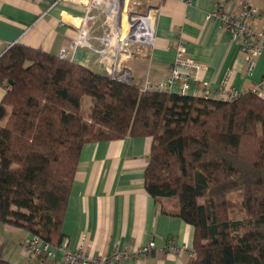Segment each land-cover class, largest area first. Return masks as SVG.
<instances>
[{
  "label": "trees",
  "instance_id": "16d2710c",
  "mask_svg": "<svg viewBox=\"0 0 264 264\" xmlns=\"http://www.w3.org/2000/svg\"><path fill=\"white\" fill-rule=\"evenodd\" d=\"M0 83V223L60 245L83 145L150 137L144 188L193 227L188 264H264V96L142 90L19 43Z\"/></svg>",
  "mask_w": 264,
  "mask_h": 264
},
{
  "label": "crops",
  "instance_id": "0c3cea01",
  "mask_svg": "<svg viewBox=\"0 0 264 264\" xmlns=\"http://www.w3.org/2000/svg\"><path fill=\"white\" fill-rule=\"evenodd\" d=\"M52 1L0 0V55L14 43L55 55L65 47L68 57L72 56L69 59L109 76L114 45L103 38V33L111 25V18L96 7L88 10L78 0H59L54 4ZM136 1H140L139 12L152 11L154 41L146 56L120 59L121 66L129 69L132 83L164 80L175 60L178 40L185 42L186 57L200 65L189 69L193 81L184 94L202 96L204 90H209L213 98H218L228 69L231 70L229 85L242 92L251 91L255 83L264 80V50L254 58L249 74L240 38H232L219 19L208 15L217 2L231 8L239 0ZM248 1L262 11L253 20V28H264V0ZM81 19L88 27L91 46L72 51L70 42L79 33ZM178 87L174 85V89ZM5 90L6 86L0 83V100ZM150 146V137H125L83 145L61 226L62 244L68 250L109 255L119 249L137 251L154 240L155 247L149 254L136 253L107 264H188L193 254V227L162 212V205L168 204V200L161 203L144 188ZM1 224L0 255L11 264H65L59 250L52 258L28 254L23 240L29 233ZM168 238H173L183 249L159 252L157 247L163 246Z\"/></svg>",
  "mask_w": 264,
  "mask_h": 264
},
{
  "label": "built area",
  "instance_id": "2783aa9c",
  "mask_svg": "<svg viewBox=\"0 0 264 264\" xmlns=\"http://www.w3.org/2000/svg\"><path fill=\"white\" fill-rule=\"evenodd\" d=\"M59 0H53L56 3ZM85 3L89 8L96 7L100 13L111 18L112 23L108 29L104 30L103 38L113 43L114 59L109 77L122 82H131V73L127 67L121 66L122 57H132L135 55H147L148 48L153 44V21L152 11L139 12L138 2L131 0H78ZM261 14V10L248 0H239L231 8L225 7L220 2L215 3L214 9L208 14L211 19H219L221 25L231 34L232 38H240V46L244 52V62L246 69L251 74L254 58L264 50V28L254 29L252 22ZM87 18V15H86ZM88 27L82 19L77 37L70 42L72 51L77 47H90ZM175 60L169 67L165 79L152 83L145 81L139 85L142 90H166L176 93H184L189 87L193 78L190 77L189 69L197 68L200 65L194 63L186 57L185 42L178 40L175 44ZM72 54V53H71ZM59 58L68 57V49L63 47L58 52ZM72 60V59H70ZM122 67V69H120ZM124 67V68H123ZM228 69L223 79L218 98L222 101H232L240 97L243 93L235 86L229 85ZM179 87L174 89V85ZM257 96H264V80L255 83L251 90ZM202 97L213 98L209 90H204ZM155 247L154 240L141 247L137 251L119 249L109 255L86 254L80 249L68 250L64 244L53 246L42 239L37 234H30L24 240L26 252L32 256L52 258L55 251L61 252L62 261L65 264H107L110 260H121L135 256L136 253L149 254ZM159 252H178L183 247L177 245L173 238H168L163 246L157 247Z\"/></svg>",
  "mask_w": 264,
  "mask_h": 264
},
{
  "label": "rangeland",
  "instance_id": "374dc122",
  "mask_svg": "<svg viewBox=\"0 0 264 264\" xmlns=\"http://www.w3.org/2000/svg\"><path fill=\"white\" fill-rule=\"evenodd\" d=\"M134 1H136V0H131V2H134ZM136 2H140V1H136ZM91 97H90V95H85V96H83V101H82V105H81V108H80V113H81V115H82V117H83V119L84 120H88V116H89V113H90V107H91ZM6 120V119H5ZM1 226H2V224L0 223V233L2 232V229H1ZM30 234H28L27 235V237L29 236ZM26 237V238H27ZM25 238V239H26ZM24 239V240H25ZM24 240H23V246H24ZM49 244H51L50 242H49ZM52 245V244H51ZM35 257H39V256H35ZM42 258H46V257H42ZM122 260V259H121ZM110 261H112V260H110Z\"/></svg>",
  "mask_w": 264,
  "mask_h": 264
},
{
  "label": "water",
  "instance_id": "95a60500",
  "mask_svg": "<svg viewBox=\"0 0 264 264\" xmlns=\"http://www.w3.org/2000/svg\"><path fill=\"white\" fill-rule=\"evenodd\" d=\"M9 83H11V81H9Z\"/></svg>",
  "mask_w": 264,
  "mask_h": 264
}]
</instances>
